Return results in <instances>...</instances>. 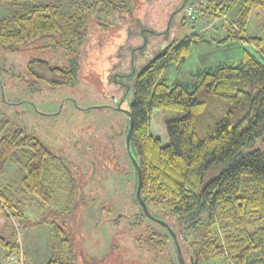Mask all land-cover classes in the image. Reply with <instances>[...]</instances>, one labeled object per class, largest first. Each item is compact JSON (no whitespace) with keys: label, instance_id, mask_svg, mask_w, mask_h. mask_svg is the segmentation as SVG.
Segmentation results:
<instances>
[{"label":"rangeland","instance_id":"1","mask_svg":"<svg viewBox=\"0 0 264 264\" xmlns=\"http://www.w3.org/2000/svg\"><path fill=\"white\" fill-rule=\"evenodd\" d=\"M35 0H0V17L33 4ZM60 7L67 15L80 12L79 0H37ZM92 0H88L90 4ZM114 2L103 11L83 9L86 35L74 51L54 46L48 36H39L12 52L0 46V117L7 121L4 133L20 127L34 134L60 160L51 165V185L57 202L45 206L32 196L20 194L23 171L11 159L0 173V187L10 185L14 196L13 213H22L21 224L0 213V236L17 243L22 264H45L55 252L49 224H34L42 218L61 224L73 250L72 264H178L175 246L165 237L166 230L150 217L141 215L134 193V169L127 157L124 134L128 124L136 75L149 59L172 42L193 33L201 38L192 43L186 60L165 68L168 85L180 81L190 86L196 73L221 63L238 64L243 49L264 55V11H253L246 27L248 36L262 39L259 51L252 43L217 44L228 24L239 16L241 0L229 3L218 18H208L200 10L195 18L186 14L183 0H105ZM120 3V5H119ZM51 67L77 65L71 83L62 78L50 83L30 74ZM192 90V88H190ZM207 112L221 113L224 101L202 94ZM209 97V98H207ZM119 99V109L110 106ZM201 136L202 123L196 122ZM124 139V141H123ZM77 202L67 209L69 189ZM165 223H172L167 209L147 207ZM206 216L200 221L203 222ZM158 231L164 248L154 257L148 243L150 231ZM184 260L194 241L204 236L202 229L179 228ZM214 236H220L217 227ZM6 250L0 248V263ZM197 264H232L227 256L206 257Z\"/></svg>","mask_w":264,"mask_h":264},{"label":"trees","instance_id":"2","mask_svg":"<svg viewBox=\"0 0 264 264\" xmlns=\"http://www.w3.org/2000/svg\"><path fill=\"white\" fill-rule=\"evenodd\" d=\"M231 2L208 0L200 12L208 18H218ZM110 4L118 5L105 0H92L90 4L79 0L80 12L67 15L55 4L35 0L0 17V46L16 52L31 39L48 36L54 46L74 51L86 35L82 10L100 12ZM256 9L264 11V0H241L236 26L228 24L227 34L215 42L252 43L259 51L262 39L246 33ZM200 38L195 32L170 43L144 63L136 75L130 102L129 149L141 170L140 195L147 207L167 209L172 223L166 224L176 235L183 259L181 244L185 237L179 233L181 227L205 231L189 253L192 264L224 255L232 264H264V55L243 49L236 65L221 63L200 70L191 86L180 81L168 85L163 78L165 68L183 63L192 43ZM40 62L45 68L39 72L30 69V74L42 80L48 78L50 83L60 84L57 78L71 83L77 75V65L59 68ZM203 93L222 99L224 110L206 113ZM197 121L202 123L201 136ZM6 125L7 121L0 117V173L9 160H17L23 171L20 194L32 196L45 206L56 204L51 165L59 157L20 127L4 133ZM134 178L135 193L136 172ZM14 202L11 186L0 187V213H7L18 225L24 215L13 213ZM76 202L71 187L67 209ZM138 206L141 215L148 217ZM43 222L51 226L55 249L45 264H72L73 250L64 227L46 218L34 224ZM160 225L166 230L167 240H172L167 228ZM214 227L220 236H214ZM158 237L160 233L151 230L147 238L156 259L164 248ZM0 248L7 252L4 260L14 252L22 253L17 243L3 236ZM175 255L179 264L176 250Z\"/></svg>","mask_w":264,"mask_h":264},{"label":"water","instance_id":"3","mask_svg":"<svg viewBox=\"0 0 264 264\" xmlns=\"http://www.w3.org/2000/svg\"><path fill=\"white\" fill-rule=\"evenodd\" d=\"M185 2H186V0H183V2L181 4V7L184 6ZM118 105H119V103H118ZM126 114L128 115V118H129V128H128L127 135H126V146H127L130 158L132 160V163L134 165V168H135V171H136V175H137V184H136V190H135V197H136V199L138 201V204L141 206L143 212L148 217H150L151 219L157 221L158 223L162 224L164 227L167 228V230L169 231V233L171 235L173 243L175 245V250H176V254H177V258H178L179 264H185L183 256H182V252H181V249H180V246H179L177 238H176V235L174 234V232L168 227V225L164 221H162L161 219H158V218L154 217L153 215H151V213L147 209V206H146L144 200L141 198V195H140L141 181H142L141 180V170H140L136 160L134 159V157L131 154L130 149H129L130 134H131V130H132V118H131L130 109L126 110Z\"/></svg>","mask_w":264,"mask_h":264},{"label":"built area","instance_id":"4","mask_svg":"<svg viewBox=\"0 0 264 264\" xmlns=\"http://www.w3.org/2000/svg\"><path fill=\"white\" fill-rule=\"evenodd\" d=\"M208 0H188L185 4L186 14L192 18H195L197 11L201 9L203 5L206 4ZM22 264L20 259V254L18 252H14L11 256L7 257L0 264Z\"/></svg>","mask_w":264,"mask_h":264},{"label":"flooded vegetation","instance_id":"5","mask_svg":"<svg viewBox=\"0 0 264 264\" xmlns=\"http://www.w3.org/2000/svg\"><path fill=\"white\" fill-rule=\"evenodd\" d=\"M115 100H116V98H115ZM118 100H119V99L116 100V104L110 106L112 109H116L117 107H118V109H119V105H118L119 101H118ZM127 116H128V115H127ZM127 119H128V124H127L126 131H125V134H124V139H125V141H124V139H123L124 144H126V135H127V131H128V128H129V118H127ZM126 148H127V146H126ZM127 150H128V149H127ZM126 155H127V157L129 158V160H130L131 163H132V160H131V158H130L129 152H128ZM132 166H133L134 172H136L133 163H132Z\"/></svg>","mask_w":264,"mask_h":264}]
</instances>
